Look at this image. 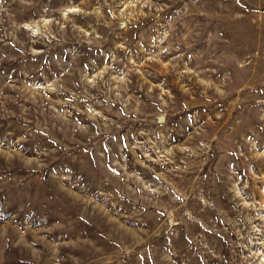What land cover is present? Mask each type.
I'll list each match as a JSON object with an SVG mask.
<instances>
[{"label": "rangeland", "instance_id": "obj_1", "mask_svg": "<svg viewBox=\"0 0 264 264\" xmlns=\"http://www.w3.org/2000/svg\"><path fill=\"white\" fill-rule=\"evenodd\" d=\"M0 264H264V0H0Z\"/></svg>", "mask_w": 264, "mask_h": 264}, {"label": "bare ground", "instance_id": "obj_2", "mask_svg": "<svg viewBox=\"0 0 264 264\" xmlns=\"http://www.w3.org/2000/svg\"><path fill=\"white\" fill-rule=\"evenodd\" d=\"M163 120V119H162Z\"/></svg>", "mask_w": 264, "mask_h": 264}]
</instances>
